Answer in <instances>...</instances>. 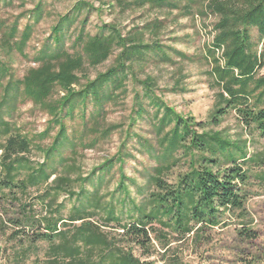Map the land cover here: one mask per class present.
<instances>
[{
  "label": "trees",
  "instance_id": "obj_1",
  "mask_svg": "<svg viewBox=\"0 0 264 264\" xmlns=\"http://www.w3.org/2000/svg\"><path fill=\"white\" fill-rule=\"evenodd\" d=\"M116 1L125 9L179 10L184 15L192 14V5L196 4L203 7L200 14L208 12L213 15L216 18L212 26L214 35L206 56L210 75L218 87L212 122L217 126L219 117L234 112L249 134L264 138V74L258 73L264 66L263 53L257 50L259 43L254 42L250 35V28H255L259 41L264 42V0ZM41 6V0H38L29 12L34 22L40 16ZM88 7L85 1L77 0L68 12L57 17L51 27L49 42L33 56L35 66L29 67L21 78L15 77L0 58V203H16L20 214L18 219L11 221L15 229L8 234L4 232V236L16 239L18 234H27V228H36L37 240L49 243L50 252L56 255L49 264H57L59 259L66 264H142L131 250L124 249L114 241V237H109L90 220L95 211L84 209L83 205L73 206L64 217L61 212L63 205L57 203L61 194L77 198L85 194L83 187L76 192L71 190L72 184L77 180L84 183L95 173L100 178L112 165V159H106L91 170L92 175L73 179L68 174L75 167L68 164V158L63 155L65 149L69 148L71 155L75 154L83 139L98 131L96 128L86 130V102H92L94 110L91 116H98L104 103L118 96L115 92L123 87L131 64L144 62L148 52L155 55L162 52L157 49L158 44L142 42L145 32H158L160 20L147 21L126 35L112 24H102L92 34L86 30V13L81 15ZM18 18L9 23L0 19V50L22 55L30 38L31 25L25 24L19 33ZM73 25L76 34L72 37V44L79 51L70 53L64 47V40L66 36L71 37L69 29ZM116 50L113 64L106 70L96 73L91 79L82 72L85 64L95 67ZM162 56L165 57L164 54ZM141 83L145 98L157 107L156 112H162L156 122L160 152L151 155L157 164L147 176V182L155 190L149 194L146 203L137 206L131 201L135 215H131L128 223L121 222L111 203L100 207L96 189L88 194L94 200L91 203L93 208L104 212L103 226L114 223L118 236L147 252L152 244L150 233L154 222L178 235L193 233L200 237L204 227L217 226L224 214L243 217L247 196L241 185L248 180L244 165H264V153L247 156L244 142L239 144L219 130L205 129L198 122L182 118L171 108L158 103L150 86L144 81ZM56 89L58 95L53 97ZM25 102L37 106L49 117L45 129L33 138H44L50 130H55L51 143L40 150L41 162L29 159L33 138L23 132L14 120L19 105ZM76 105L83 107L82 130L70 138L65 119L73 116ZM135 107V113L143 111L138 100ZM113 129V125L101 128L99 134L107 137ZM96 142L95 136L87 147H93ZM147 150L152 152L149 148ZM179 152L187 157V169L170 185L162 176L180 160ZM116 156L121 164L123 157L120 153ZM59 167L63 174L58 172ZM260 178L264 181V170ZM117 186V190L126 191L123 181L120 180ZM32 191L45 215L35 216L33 210L28 209L31 206L21 201ZM120 200L124 202V199ZM74 222L79 223L72 225L71 231L58 227ZM239 234L251 237L252 231L242 227ZM93 253H99L97 261H92Z\"/></svg>",
  "mask_w": 264,
  "mask_h": 264
},
{
  "label": "rangeland",
  "instance_id": "obj_2",
  "mask_svg": "<svg viewBox=\"0 0 264 264\" xmlns=\"http://www.w3.org/2000/svg\"><path fill=\"white\" fill-rule=\"evenodd\" d=\"M76 1L41 0V13L34 22L29 12L38 0H0V19L9 23L15 17H19V33L25 24L31 25L30 38L22 55L14 51L0 50L1 60L9 66L15 77L21 78L29 67L35 66L32 62L33 56L43 44L49 42L51 27L57 17L68 12ZM83 1L90 7L83 10L81 15L86 13V30L92 34L102 24H112L126 35L139 29L147 21L160 20L161 27L158 32L156 34L145 32L142 42L156 43L157 49L162 52H156V55L154 52H148L144 62L131 64L123 87L115 92L118 96L104 103L98 116H91L94 110L92 102H86L84 106L86 130L96 128L98 131L95 134L93 132L88 134L76 148L75 154L71 155L69 148L65 149L63 155L68 158V164L71 163L76 168L68 174L73 179L92 175L91 170L99 167L106 159H112V165L100 178L98 173H95L84 183H80V180L73 183L71 190L74 192L81 187L85 189V194L79 198L64 194L58 197L57 203L63 205L61 212L64 217L73 206L83 205L84 209L95 211L90 220L100 226L109 237H114V241L124 249L131 250L142 264H264V181L260 178L264 165L254 163L244 165L248 171V180L241 185L247 196L243 217L224 214L217 226L204 227L200 237L193 233L178 235L168 227L154 222L151 229L155 232L150 233L152 244L146 252L126 243L118 236L117 230L113 227L114 223L103 226L104 212L93 208L91 203H94V200L89 192L96 189V199L99 198L100 207L111 203L114 211L121 217V222L128 223L131 221V215H135L132 211V202L137 206L146 203L149 194L155 190V187L147 182V176L151 173V168L157 164L151 155H158L160 152L158 140L160 136L156 133V122L162 112H156L157 107L145 98L142 81L150 86L158 103L171 108L182 118L193 123L198 122L205 129L219 130L239 144L244 142L247 156L264 153V138L254 133L249 134L239 123L234 112L219 117L217 126L212 122L218 87L210 75V63L206 56L207 49L211 47L214 35L212 26L216 18L208 12L200 14L199 10L203 9L201 5L193 4L192 14L184 15L179 10H152L147 7L125 9L116 0ZM74 27L75 25L69 29L71 37L66 36L64 40V47L70 53L79 51L72 44V37L76 34ZM250 35L254 42L259 43L257 50L263 53L264 62V42L259 41L255 28H250ZM116 53L117 50L105 62L95 67L85 64L82 72L90 79L93 78L96 73L106 70L113 64ZM163 54L166 58L162 56ZM258 73L264 74V66ZM57 93L56 89L53 97H57ZM137 100L143 107L140 114L135 113ZM82 109L81 105H76L73 116L65 119L67 135L70 138L82 130ZM48 119L49 117L37 106L25 102L19 105L14 120L23 132L33 138L45 129ZM111 125L114 126L113 131L107 137H101L99 130ZM197 129L200 131V128ZM54 131L50 130L44 138H33L32 149L28 154L31 161L41 162L40 150L51 143ZM95 136L97 137L95 145L87 147V143ZM148 148L152 152H149ZM118 153L123 157L121 164L115 159ZM178 156L181 157L180 160L162 176L170 185L174 184L178 175L187 169V157L181 155V152ZM58 169V172L63 174L62 168ZM120 180L126 188L125 192L117 190ZM43 189L44 185L41 191ZM34 196L35 192L32 191L25 199L21 198V201H26L31 206L28 209H32L35 216L45 215L41 204ZM119 199H124V202H119ZM15 204L0 203V264H49L56 255L50 252L49 243L37 240L36 228L23 226L27 228L25 230L27 234H18L16 239H7L4 236V232L8 234L15 229L11 221L20 217ZM74 223L58 227L61 229L65 227L71 231L72 225L79 222ZM242 227L250 229L252 236L239 234ZM91 257L92 261H97L99 253H93ZM57 264L66 263L59 259Z\"/></svg>",
  "mask_w": 264,
  "mask_h": 264
}]
</instances>
